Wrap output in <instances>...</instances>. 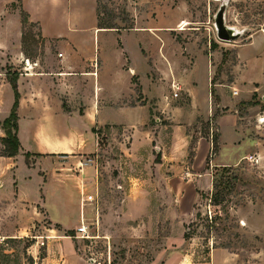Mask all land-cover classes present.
Returning a JSON list of instances; mask_svg holds the SVG:
<instances>
[{
    "label": "crops",
    "instance_id": "obj_1",
    "mask_svg": "<svg viewBox=\"0 0 264 264\" xmlns=\"http://www.w3.org/2000/svg\"><path fill=\"white\" fill-rule=\"evenodd\" d=\"M102 1L106 0H0V138L6 136L3 122L15 101L10 81L15 75L21 144L15 156H0V181L9 176L16 183L17 203L25 216L30 206L26 186L33 174L48 176L55 171L65 194H73L72 188L79 191L80 222L85 218V206L94 202L83 205V192L95 193L91 183L97 175L89 162L80 174L73 169L85 154L100 151L99 131L106 127L126 158L137 161V168L155 169L157 178H165L164 170L179 173L169 182L186 184L184 196L191 198L213 190L208 159L212 167H221L236 166L249 156L260 162L264 157V143L244 131L243 117L234 105L239 98L229 95L228 84L214 81L211 55L174 35L185 31L181 27L189 19L185 0L176 7L174 18L166 17L163 9L168 6L159 4L155 15H130L131 26L114 27L100 25ZM28 25L38 29L39 53L31 54L25 47ZM246 70L228 86H246L245 99H249L250 93L256 95L264 86V76L247 77ZM201 71L206 80L200 79ZM172 82L181 86L177 97ZM217 108L221 110L214 117ZM263 117L264 107L259 113ZM259 118L258 126H263ZM201 121L208 125L207 133L194 128ZM214 136L218 137L216 152ZM226 149L231 155H223ZM151 192L158 191L142 188L134 197L145 199ZM161 192L172 195L173 189L168 184L167 191ZM45 209L52 226L71 230L80 224L70 227ZM59 248L61 264H95L73 244L67 250L62 244ZM226 252L227 258L231 253ZM178 256L177 264L189 260L187 254Z\"/></svg>",
    "mask_w": 264,
    "mask_h": 264
},
{
    "label": "rangeland",
    "instance_id": "obj_2",
    "mask_svg": "<svg viewBox=\"0 0 264 264\" xmlns=\"http://www.w3.org/2000/svg\"><path fill=\"white\" fill-rule=\"evenodd\" d=\"M180 2L106 0L102 1V21L131 26L130 15H155L159 4L168 6L163 9L166 17L174 18ZM185 2L189 6V19L181 27L185 31H174V35L211 55L216 84L232 85L235 77L246 68L247 77L264 76V0ZM223 3L226 4L225 23L240 32L234 40H222L217 36L215 19ZM120 18L125 19L121 22ZM26 33L27 51L39 53L42 47L36 36L37 27L28 25ZM200 79L206 80L202 71ZM228 85L229 95L239 98L234 105L243 117L246 135L264 143V125L258 126L259 113L264 107L261 98L264 86L256 95L250 93L249 99H245L246 86H237L238 94L234 95L236 88ZM220 110H215L214 117ZM197 126L198 131L207 133L209 130L204 121L194 128ZM212 126L216 134V122ZM106 128L99 131L100 151L85 154L81 157L82 163L73 169L80 174L88 162L95 169L97 179L91 186L95 187L96 200L85 206V220L89 234L98 237L88 242L83 237L68 235V230L50 225L45 208L52 218L70 227L80 223L79 191L72 188L73 194H65L57 172L50 171L48 176L33 174L26 186L30 202L28 216L17 203L16 183L5 176L0 181V264H61L60 244L66 250L73 244L87 260L95 258V264H111L112 261L115 264H177L179 259L176 258L182 253L189 259L182 264H264V157L261 162L246 157L236 166L221 167H212L208 159L206 167L220 184L221 200H212V192L191 198L190 194L184 196L188 190L186 184L169 182L171 178H179V173L164 170L165 178H157L155 169L137 168V161L126 158L117 139ZM3 138H0V156H7L10 148ZM192 154L193 151L189 158ZM223 155L231 153L226 149ZM27 162L31 163L29 156ZM168 184L173 189L172 195L181 192L179 197L161 192L167 191ZM131 188L136 191L130 192ZM142 188L158 192L146 194L145 199H136L135 192ZM187 230L194 232L190 240L183 236ZM53 237L57 239L52 241ZM50 244L55 251L49 253ZM213 249L217 250L212 253ZM226 251L231 253L227 258Z\"/></svg>",
    "mask_w": 264,
    "mask_h": 264
},
{
    "label": "trees",
    "instance_id": "obj_3",
    "mask_svg": "<svg viewBox=\"0 0 264 264\" xmlns=\"http://www.w3.org/2000/svg\"><path fill=\"white\" fill-rule=\"evenodd\" d=\"M102 12V11H101ZM24 24H28V17L24 15L23 17ZM100 25L102 27H114L115 25L108 24L107 22L102 21V16L100 18ZM25 37V36H24ZM11 84L13 86L14 92H15V101L11 110L10 115L4 120L3 122V128L5 130L6 136L3 138V142L5 145L10 148V151H8L7 156H15L18 154L20 150V140L18 137V105H19V98L20 94L17 87V79L16 76H12L10 78ZM98 132V130H95ZM214 152L218 150V137L214 136ZM27 156H29V153H27ZM220 184L218 183L217 179H213V191L211 193L212 200L215 202H220V193L218 191V187ZM193 231L187 230L184 232V238L185 240H190L193 237ZM68 235L75 236L76 232L74 229L68 230ZM89 242V239H88ZM6 256V255H5ZM111 264H115V261H112Z\"/></svg>",
    "mask_w": 264,
    "mask_h": 264
},
{
    "label": "built area",
    "instance_id": "obj_4",
    "mask_svg": "<svg viewBox=\"0 0 264 264\" xmlns=\"http://www.w3.org/2000/svg\"><path fill=\"white\" fill-rule=\"evenodd\" d=\"M171 87L174 90V96L177 97L179 95V91L181 90V86L178 83H176V82H172ZM233 94L237 95L238 94V90L237 89L233 90ZM261 98L264 100V94H262ZM155 120L158 121V122L161 121L159 119V117H155ZM259 121L260 122L264 121V117L263 118H259ZM249 158H250V160H253V161H256V162L258 161V159L254 158L253 156H249ZM95 196L96 195H94V194H85L83 192V197H82L83 205L86 204L87 202H94L96 200ZM88 228H89V226L86 223V220H85V218L83 216L79 226L76 228L77 233H76L75 237H83L85 239H95L96 237H98V235L89 234ZM90 260L93 263H96L95 258L91 257Z\"/></svg>",
    "mask_w": 264,
    "mask_h": 264
},
{
    "label": "water",
    "instance_id": "obj_5",
    "mask_svg": "<svg viewBox=\"0 0 264 264\" xmlns=\"http://www.w3.org/2000/svg\"><path fill=\"white\" fill-rule=\"evenodd\" d=\"M225 10L226 4L223 3L215 19L217 36L222 40H234L240 36V32L225 23Z\"/></svg>",
    "mask_w": 264,
    "mask_h": 264
}]
</instances>
